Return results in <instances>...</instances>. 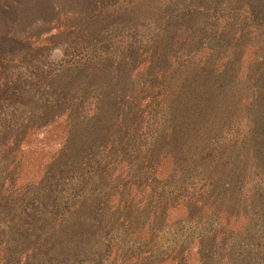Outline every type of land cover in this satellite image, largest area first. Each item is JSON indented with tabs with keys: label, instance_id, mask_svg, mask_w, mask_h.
<instances>
[{
	"label": "trees",
	"instance_id": "1",
	"mask_svg": "<svg viewBox=\"0 0 264 264\" xmlns=\"http://www.w3.org/2000/svg\"><path fill=\"white\" fill-rule=\"evenodd\" d=\"M50 1V9L60 17L59 0L47 4ZM151 1L91 0L88 12L69 10L66 17L74 20L71 32L58 35L53 50H39L33 63L7 71L6 80L0 75V88L17 87L20 99L22 91L34 95L37 84L55 87L44 98L51 101L44 115L20 112L11 120L7 119L12 106L9 94L0 95V146L13 143L12 130L21 125L35 129L39 124L34 120L44 121L39 123L45 129L61 124L66 139L43 177L54 180V185L55 172L61 169L53 166L60 156L83 153L86 142L100 139L109 143L101 172L110 178L103 188L113 193L104 196L102 204L112 195L111 202L116 198L112 209L122 217L135 214L144 219L146 215L154 224L158 219L165 223L170 212L180 213L175 224L218 228L215 241L219 230L223 241L230 237L224 232L228 226L219 223L232 220L254 223L264 234V0H213L204 13L199 7L207 8L205 0L182 5L178 0H163L168 5L178 1L171 18L181 22L179 30L187 26L185 20H191L187 27L194 31L186 41L178 34L176 43V36L172 38L169 54L159 48V33L163 30L162 36H167L169 24L163 28L150 22L146 9ZM38 7L43 12L41 4ZM47 7L34 18L50 25L44 20ZM82 19L105 21L98 32L88 34ZM111 22L113 27L103 32ZM208 56L212 57L207 64L203 59ZM159 59L166 63H157ZM13 147L18 146L13 143ZM6 162L0 153L3 190L9 172H17L8 171ZM163 165H169V173L158 176ZM86 166L68 174L60 183L62 192L67 193L77 183L76 174H85L91 164ZM43 179L23 194L33 202L31 223H23L19 231L0 224V264H54L55 258L64 257L59 253L69 249V240L82 238L84 228L79 222L87 206L103 208L93 186L85 203L45 213L37 204L44 200ZM12 195L8 206L0 204V217L7 211L18 222L25 212L18 201L23 195ZM72 217L74 222L69 220Z\"/></svg>",
	"mask_w": 264,
	"mask_h": 264
},
{
	"label": "rangeland",
	"instance_id": "2",
	"mask_svg": "<svg viewBox=\"0 0 264 264\" xmlns=\"http://www.w3.org/2000/svg\"><path fill=\"white\" fill-rule=\"evenodd\" d=\"M46 1L49 0H34L33 2H30V0H0V75L3 76V80H6L11 68L18 69L20 67L22 69L26 62L33 63L36 60L35 58L38 57L35 55L36 52L39 50L41 52V50L46 48H52L51 50H53L56 47L53 45L57 40V36L61 33L71 32H68L74 22L71 17L68 18L71 14L70 12H72L71 10L88 12L91 8V0H59L63 12L59 17L58 12H53L50 9L52 1L48 2V4ZM178 1L181 5L182 2H188V0ZM178 1L168 5L163 0H153L151 3L148 2L149 5L146 9L148 10L146 15L152 17L151 23L161 26L169 24L167 25V36H162L163 30L159 33L161 44L159 48H163L162 51H165L166 54H169V50L174 45L172 38L176 36L174 43L177 42L179 37L186 41V36L191 34L192 37L194 32L187 27H191V20H185L183 24H187V26H182V29L179 30V26L182 25L181 22H175V19L171 18L177 13ZM211 1L213 0H205L207 8L199 7L203 11L201 13L210 8ZM20 2H23L21 7ZM39 4H41L43 12L45 5L48 6V12L44 14V20L50 21V25L39 23L34 18V16L43 13L38 7ZM69 10L70 12H68ZM66 15L68 16L66 17ZM186 15L191 17L192 14L186 12ZM82 20L85 30L89 32L88 34H95L102 26L101 23L109 19L106 18L103 21L100 19ZM112 25L113 23L111 22L110 27L104 26L103 32L105 30L108 32L113 27ZM163 28H166V26ZM80 34L82 36L83 33ZM182 44L185 47L187 45V43ZM211 57L208 56L203 60L207 64L208 62L211 63ZM157 63L162 65L166 61L159 59ZM215 63L220 64L219 61ZM58 84L62 86L63 81H59ZM40 85L37 84V87H33L34 95H32L33 93L30 90H26L29 93L24 95V91H22L21 99L24 103L21 102L20 92L17 87L12 89L5 85L0 88V95L6 97L5 95L9 94L8 99L10 100V105H12L10 106V113L7 119L11 120L13 115H18L20 112H27V114L32 112L33 115H35L34 113L44 115L43 113L47 112L51 101L49 98L47 100L44 98L47 97L49 90L53 92L55 87L51 85L46 87L48 84L42 87ZM54 93L53 97L55 98ZM38 96L39 98L36 99ZM27 99L28 101L25 102ZM22 104L24 107H22ZM25 104L31 106L28 107ZM55 111L53 110V112ZM39 122L44 121L40 120L37 122L34 120V124H39L35 129L32 128V125L30 127L29 125H21L17 129L12 130L14 133L12 137L14 141L12 142L18 146L17 148L13 147V143H10L9 146H0L3 160L8 161L6 162L9 167L8 171L17 169L16 175L11 171L7 175L9 179L6 180L5 184L10 188L6 187V190L0 188V204L2 205L8 206V197L13 193L12 198L17 195H23L27 191L26 188L28 186L39 184L43 177L49 173L50 161L60 154L67 132L63 130L61 124L45 129L41 127L43 124ZM92 133L97 134L100 131H93ZM5 142L3 141L2 145ZM108 145L107 141L104 142L98 139L97 142H86L83 153L76 152L73 157L60 156L56 165L53 166L61 169L60 172L58 170L55 172L56 184L52 183L54 180L43 179L44 200L37 203L40 210L47 213V211L52 209L63 210L65 206L71 208L76 207V204L80 202L85 203V195L91 192L93 186L97 188V195L95 196H98V199L100 198L101 204L104 203L106 200L104 196L107 198V194L111 193L104 192L103 188L106 182L109 183L110 177L101 172L102 161L107 155ZM87 163L91 164V167L86 172L87 174L80 175V172L78 174L75 173L79 176L75 177V182L77 183L73 184L67 193L62 192L61 187H59L60 183L64 179H68L75 172L74 170L86 166ZM137 164L140 163L138 162ZM168 166H161V172H159L158 176L168 174ZM111 194L113 195V193ZM112 195L110 198H112ZM110 198L107 203L102 204L103 208H100L99 211L94 209L93 206H87L88 211L81 215L82 221L79 222L83 224L84 228L82 238L77 236V238L69 240V249L65 253L62 250L59 254H64V257L55 258L53 260L54 264H264V234L260 229H257L258 226L254 223H248L247 221L237 223L233 220L227 224L225 222L219 223L222 227L228 226L224 232L229 233L230 237L228 236L226 241H223L222 235H220L222 230H219V235L215 241V233L218 228L199 230L198 228L175 224L174 221L179 216H182L180 213H168L167 219L164 220L165 223H159L158 219V222L152 224L151 221H148L146 215L144 219L138 218L141 220L139 221L135 214L126 216L127 220H125V216L122 217V214L112 209V203L116 202V198L112 202ZM29 200L30 198L28 199L24 195L21 200H18L23 202L22 207L25 208V212L18 219V222L11 220L10 214L6 211L3 212L4 216L0 217V224L2 222L6 223L10 229L18 231L23 227V223L27 226L28 222H30L29 216L33 214L32 209H30L33 202ZM25 201L29 205H24ZM69 220L74 222L76 218L72 217ZM127 224L129 229L126 228ZM29 228L31 227L29 226ZM161 250L162 252H160ZM39 262L44 264V262ZM50 263L53 264L52 261Z\"/></svg>",
	"mask_w": 264,
	"mask_h": 264
}]
</instances>
